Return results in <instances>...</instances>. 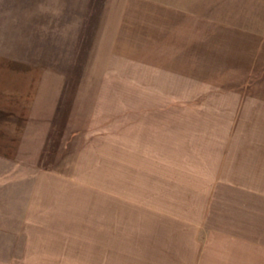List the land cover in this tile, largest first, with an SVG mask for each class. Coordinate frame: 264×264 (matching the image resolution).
Returning a JSON list of instances; mask_svg holds the SVG:
<instances>
[{
  "label": "rangeland",
  "instance_id": "374dc122",
  "mask_svg": "<svg viewBox=\"0 0 264 264\" xmlns=\"http://www.w3.org/2000/svg\"><path fill=\"white\" fill-rule=\"evenodd\" d=\"M257 204L264 0H0V264L198 261Z\"/></svg>",
  "mask_w": 264,
  "mask_h": 264
},
{
  "label": "crops",
  "instance_id": "0c3cea01",
  "mask_svg": "<svg viewBox=\"0 0 264 264\" xmlns=\"http://www.w3.org/2000/svg\"><path fill=\"white\" fill-rule=\"evenodd\" d=\"M211 229L199 251V260L184 264H264V205L228 215Z\"/></svg>",
  "mask_w": 264,
  "mask_h": 264
}]
</instances>
